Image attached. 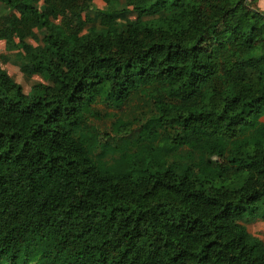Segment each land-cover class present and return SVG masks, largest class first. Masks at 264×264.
<instances>
[{
    "label": "trees",
    "instance_id": "obj_1",
    "mask_svg": "<svg viewBox=\"0 0 264 264\" xmlns=\"http://www.w3.org/2000/svg\"><path fill=\"white\" fill-rule=\"evenodd\" d=\"M0 2V41L45 80L26 92L0 66V264H264L258 0H116L101 27L93 0ZM100 106L123 112L117 159L153 171L99 163ZM173 143L240 184L156 159Z\"/></svg>",
    "mask_w": 264,
    "mask_h": 264
},
{
    "label": "rangeland",
    "instance_id": "obj_2",
    "mask_svg": "<svg viewBox=\"0 0 264 264\" xmlns=\"http://www.w3.org/2000/svg\"><path fill=\"white\" fill-rule=\"evenodd\" d=\"M115 1L116 0H93L94 7L91 10V15L95 19V25H98L100 27L102 26L101 17L96 12V10L106 9ZM262 2L264 1L262 0ZM259 7L261 8V5ZM132 19L133 16H127V20ZM39 37L41 38V34H39ZM27 40L33 46H37L39 44L42 45V42L40 40H35L32 36H29ZM16 41L17 40L15 39L14 42ZM22 55L23 53L21 50H8L6 42L4 40L0 41L1 68L6 70L16 81L20 82L23 85L24 90L28 92L34 84L45 80L41 75L29 76L24 74L21 67L25 63V60ZM99 108L100 110L97 113L98 119L93 120L95 130L91 129L90 132H88V135L93 138L95 152L97 154L103 152V157L99 158V163L104 166V168H108L110 172L130 173L135 177L141 176L143 171H147L149 169L153 171V168H151L148 163L153 160V156L146 157V164L144 166L127 164L126 161L117 159L120 157V154H123L126 151L124 147L118 146L128 145V139H123L122 134L118 133L116 128L112 126V123L117 116H122L123 112L121 111L119 113H115L118 110H116L115 108H105L104 106H100ZM128 109L129 108H125L124 112H126ZM107 112H110V115ZM173 145L177 147L172 151V153L166 154L165 152L162 155H157L156 159L160 158L164 162L169 164L179 163L181 164L182 169H191L193 173H197V175L203 176L209 180H213L217 185L238 186L240 184L238 174H233L232 172H226L224 174V172L221 171V167L210 165L208 163L205 164L204 162L199 160L197 156H189L187 153V149H185L184 147H179V145H177L176 143H173ZM262 209L263 208L260 207L258 216L253 219V223L248 225V229L252 235L261 240L264 248V219L260 216L262 213Z\"/></svg>",
    "mask_w": 264,
    "mask_h": 264
},
{
    "label": "crops",
    "instance_id": "obj_3",
    "mask_svg": "<svg viewBox=\"0 0 264 264\" xmlns=\"http://www.w3.org/2000/svg\"><path fill=\"white\" fill-rule=\"evenodd\" d=\"M260 5H261V9H263L264 2H262V0H258V6H260Z\"/></svg>",
    "mask_w": 264,
    "mask_h": 264
}]
</instances>
